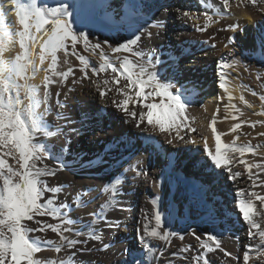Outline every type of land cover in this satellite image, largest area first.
<instances>
[{
    "label": "snow or ice",
    "instance_id": "obj_1",
    "mask_svg": "<svg viewBox=\"0 0 264 264\" xmlns=\"http://www.w3.org/2000/svg\"><path fill=\"white\" fill-rule=\"evenodd\" d=\"M126 2V7L123 0L119 7L111 2L98 4L96 0H4L0 3V264H79L77 253L91 251L85 247L88 241L102 240L103 229L97 227L101 222L106 227H121V221L110 220L107 214L116 210L128 211L123 201L118 199V196L124 195L123 184L129 180L135 183L138 177H147V172L140 167V159H136L134 165L129 160L128 167L103 186L101 195H109L100 210L90 213L92 219L82 228L75 227L82 221L81 218H72L71 212L87 207L92 202L88 199L89 194L96 189L89 187L78 191L69 204L67 198L60 199L65 186L50 184V178L57 177L65 169L75 173L73 165L94 167L107 161L101 154H97L95 159L82 163L83 154L69 151L71 140L68 133L64 132V126L54 125L47 119L53 113L52 86L62 87L70 78H73V85L81 84L91 79L89 72L96 77L105 74L104 79L93 81V84L101 98H108L109 93L114 92L111 104L122 114L120 118L125 123H131L144 132H148L150 126L152 133L165 136L168 144L177 139L184 141L185 136L181 134L184 129H188L189 133L196 131L188 123L189 118L185 114L193 103L190 93L195 85L191 82L180 83L175 60L160 67L164 62L157 52L141 47L142 37L148 41L154 36L161 38L166 24L160 20L149 24L145 19L148 6L142 0ZM5 3L10 7L5 8ZM234 4L236 7L250 4L264 13V0H197V5L202 9L199 14L181 7L173 11L170 6H162L161 10L165 15L171 13L182 23L190 24L195 31L204 33L219 19L233 16ZM98 9L103 14L102 23L107 21L109 26H115L118 32H126L128 36L114 42L90 39V32L84 31V26L77 21L81 12H94ZM9 13H14V22L8 19ZM201 17L204 21L202 25L197 22ZM152 28L157 31L153 33ZM219 31L242 32L243 29L239 23H232ZM214 38L212 36L210 40ZM235 44V36H228L225 47ZM78 45L82 46L84 52L98 55L99 62L94 63L89 56L82 54ZM211 47L216 48V44L212 43ZM16 48L19 50L14 51ZM105 48L111 55L106 53ZM260 48L264 54V31L260 36ZM69 57L79 62L78 69L72 65ZM239 63L235 59L228 62L225 57L217 61L218 87L228 93L229 106L239 114L233 115V120L244 116L240 108L231 104L233 97L228 87V70ZM64 65H67L66 70H62ZM77 70L82 73L79 78H75ZM41 71L45 75L40 83H35ZM68 92L64 93L63 100L60 99L59 89L55 93V119L74 123L70 116L59 111L68 106ZM252 95L256 96L257 93L252 91ZM259 99L264 108V94ZM240 100L247 107H253L243 95ZM256 114L264 116V110ZM87 118L88 114L82 113L79 121L82 127ZM246 123L252 129L257 124L264 125V121H240L234 123L229 131L237 133L242 124ZM141 125L145 127L141 129ZM211 130L215 137V150L208 148L206 138L204 149L212 169L227 173V179L233 182L234 187L242 182L243 177L251 182L245 188H236L234 200L238 218L247 227L248 243L242 253V264H250V261L253 264H264V194L254 190L264 188V152L261 151L264 144L253 145L250 140L237 143L240 140L239 134L235 135L231 143H225L222 136L226 133L217 130L215 119L211 122ZM69 131L77 136L81 134V128ZM61 134L66 142L57 147L50 141ZM257 135L264 137V132ZM186 143L194 145L197 141L189 137ZM124 147L127 148V143H124ZM246 154L261 159L249 162L244 159ZM66 155L72 156L71 164L66 160ZM117 164L123 167L120 160ZM240 165L244 171L238 170ZM129 170L133 172L131 177L127 175ZM152 184L158 187L155 180ZM151 204L156 210L151 216L144 214L142 230L138 227L137 233L142 247L149 255L155 256L156 252L150 242H164L167 247L173 238L183 241L185 235L170 230L171 215H162L159 197L152 199ZM207 214L213 218L214 209H207ZM166 219L169 222L168 230L165 229ZM49 231L58 239H47L45 234ZM189 234L199 243L191 264H212L209 254L217 250L226 257L231 256L233 260L239 259L222 248L221 234L203 232L197 235L195 230ZM82 235L85 236L83 240L73 238ZM107 247L104 245L105 249ZM191 247H182L172 255L187 253ZM73 249L76 251H71ZM45 250H52L56 254L65 253V256L42 258L39 254ZM253 252L255 259L250 255ZM159 255L163 257V250ZM136 264H143V261H136ZM167 264L173 262L169 260Z\"/></svg>",
    "mask_w": 264,
    "mask_h": 264
},
{
    "label": "bare ground",
    "instance_id": "obj_2",
    "mask_svg": "<svg viewBox=\"0 0 264 264\" xmlns=\"http://www.w3.org/2000/svg\"><path fill=\"white\" fill-rule=\"evenodd\" d=\"M2 2L4 0H0V3ZM68 2H72V0H68ZM96 2L106 4L109 1L96 0ZM121 2L122 0L115 2L116 6L119 7ZM123 2L126 7V0ZM142 2L148 6L145 10V19L148 20L149 24L160 20L166 24V28L159 39L154 36L151 41H148L142 37L141 47L145 50L151 48L157 52L161 61L164 62L160 67L171 64L172 60H175L177 78L180 83L191 82L195 85L190 93V99L193 103L185 114L189 118L188 123L196 131L189 133L188 129H184L181 133L185 136L184 141L177 139L172 144H168L166 137L152 133L150 126L149 131L144 132L136 129L131 123H125L120 118L122 114L117 112L111 104V97L114 92L109 93L108 98L100 97L93 81L99 82L105 78V74L96 77L90 72V80H84L81 84L73 85V90L68 97L71 101L72 114L70 118L75 122L68 123L67 127L64 128V132L68 133V138L71 140L70 145H68L69 151L83 154L82 163L95 159L97 154H101L107 161V163L98 164L94 167L81 168L78 165H73L76 168L75 173L65 169L58 173L57 177L50 178V184L59 183L65 186L64 191L60 194V199L67 198L69 204L72 203V198L78 191L86 190L89 187L96 189L89 194L88 199L92 202L87 207L74 209L71 212L72 218H81L82 221L75 227L82 228L92 219L89 214L100 210L101 204L106 202L107 195H109H101L103 186L123 168H127L129 160L134 165L136 159H140V167L147 172L146 178L138 177L135 183L129 180L122 186L124 195L118 196V199L123 201V206L127 207L128 211L116 210L107 214L110 220L121 221V227L119 229L106 227L101 222L97 227L103 229L102 240L88 241L85 247L91 251L77 253L76 259L79 264H126V262L127 264H136V261H143V264H167L169 260L173 264H191L192 257L197 254L199 248L198 241L189 234L191 230H195L197 235H202L203 232L221 234L222 248L239 257L238 260H233L231 256L226 257L223 252L217 250L216 253L209 254L212 264H242V253L248 243L247 227L238 218L234 200L236 188H245L251 182L243 177L242 182L237 183L234 187L233 182L227 179V173L223 170L212 169L206 153L197 149L196 144H189L186 141L189 137L198 141L197 135L212 132V118H216L217 115H212L210 108L213 100L217 97V92H220V97H225L229 103L228 93L215 86V83L219 81L216 57H222V47L224 48L227 44L228 36L231 35L236 38L234 46L228 45L226 47L230 53L234 54L233 59L240 63L253 60L262 64L264 70V54L260 48V36L264 31V13L250 4L240 5V7H236L234 4L233 12L235 14L233 16L219 19V22L209 28L207 32L200 33L195 31L190 24L182 23L171 13L165 15L161 10L162 6H170L173 11L176 7H181L184 10L199 14L202 9L197 5V0H142ZM8 7L10 5L5 3V8ZM102 15L99 9L94 12H81L77 23L84 26V31L90 32V39L93 41L108 39L109 42H114L128 36L126 32H118L115 26H109L107 21L102 23ZM8 19L14 22V13H9ZM197 22L202 25L203 17ZM232 23H239L243 31H219V29ZM151 31L155 33L157 29L152 28ZM212 36L215 38L210 40ZM204 41H208V43L205 44ZM212 43L216 44V48L211 47ZM81 49H83L82 46L78 45V50ZM18 50V48L14 49V51ZM105 51L109 53L107 48ZM87 54L92 58L90 53ZM60 56L63 60L62 53ZM93 57L98 63L97 58L99 56ZM187 57H192L196 64L187 61ZM69 59L73 66L78 64V61L73 57H69ZM238 65L228 70L230 74L228 87L233 97L231 104H235L244 112V116L239 117L236 123L240 121H264V116L256 114L264 110L262 102L259 96L252 95L251 88L245 84L241 77L242 69ZM66 68L67 65H64L62 70H66ZM76 68L78 67L76 66ZM44 75L45 73L41 71L36 77L35 83H40ZM78 75L79 72H76L75 78H78ZM58 86H52L53 96L59 89ZM241 95L253 105L252 108L247 107L240 100ZM77 100L88 103V118L83 127L79 123L81 115L78 111L79 107L76 105ZM157 102L159 101L157 100ZM89 103L91 104L89 105ZM227 105L229 106V104ZM91 106L94 109L90 108ZM229 109L234 115H239L230 106ZM49 121L51 122V120ZM144 127L145 125H141V129ZM248 127L247 123L242 124L241 129L231 135L232 140L235 135L239 134L240 140L237 143H245L250 140L253 144L255 136L244 135L249 130ZM72 128H81V134L77 136L71 133L69 130ZM257 129L264 132V125L257 124L254 130L257 131ZM229 141L227 143H230ZM50 142H55V145L60 147L66 141L64 135L61 134ZM124 143H127V148L124 147ZM106 150L107 155H105ZM261 151L264 152V148ZM72 159L71 155H66V160L70 164ZM244 159L252 162L250 154H246ZM118 160L121 161L123 167L117 164ZM238 170L244 171L243 166L240 165ZM127 175L131 177L133 172L129 170ZM153 180L156 181L158 187L153 186ZM254 190L264 194V188ZM156 197H159V210L162 215L165 217L171 215L170 230L184 234L185 239L180 241L178 238H173L167 247H165L164 242H150L156 252V255L152 256L142 247L138 239L137 228L142 230L145 213L151 216L156 210L151 204V200ZM257 207H260L258 202ZM209 208L214 209L213 218L207 214ZM165 229H169L167 219ZM45 236L47 239H58L50 231ZM73 238L83 240L85 236ZM104 245L108 247L105 249ZM188 245L192 246L189 252L177 256L172 255V253H178L180 248ZM161 250H163V257L159 255ZM71 251L75 252L76 250ZM39 255L42 258H56L58 255L65 256V253L56 254L52 250H45ZM250 255L255 259L254 252ZM250 264L253 262L250 261Z\"/></svg>",
    "mask_w": 264,
    "mask_h": 264
},
{
    "label": "rangeland",
    "instance_id": "obj_3",
    "mask_svg": "<svg viewBox=\"0 0 264 264\" xmlns=\"http://www.w3.org/2000/svg\"><path fill=\"white\" fill-rule=\"evenodd\" d=\"M109 2H111L112 4L116 5L115 2L119 1V0H107ZM121 1V0H120ZM118 7V6H117ZM119 14V13H117ZM226 49V50H225ZM222 57H225L228 62H231L233 60V56L234 54L231 53V55H229V51L227 50L226 47H222ZM225 50V51H224ZM108 51V49H107ZM80 52L86 56H88V54L86 52L83 51V49L80 50ZM227 52V53H226ZM109 55H111V53L109 52L108 53ZM226 54V55H225ZM74 58V57H73ZM75 59V58H74ZM92 59L91 61L94 60V57L92 56ZM98 61H99V58H97ZM220 58L216 57V61H218ZM187 61L191 62L192 64H196V61H194L192 59V57H187ZM94 63H97L96 60L93 61ZM256 65V66H255ZM78 68H79V62L78 64L76 65ZM238 67H240L242 69V72H241V69H240V72L242 73L241 74V77L242 79L244 80L245 84L251 88V91H255L257 93V96H260L261 94H264V70H263V66L262 64L258 63V62H255L253 60H250L249 62H241L239 63ZM77 68V69H78ZM236 71V70H234ZM76 72H79L78 70ZM80 75H82V73L79 72V75H78V78L80 77ZM89 76H90V72H89ZM259 76V79H257V77ZM72 79L73 78H70L69 81L67 82L66 85L60 87V85L58 86L60 92H61V96H60V99L63 100L64 98V94L65 92H68L69 89L72 88L73 90V84H72ZM72 84V85H71ZM218 84H219V81H217L215 83V86L217 88L218 87ZM72 86V87H71ZM58 90V89H57ZM56 90V91H57ZM67 90V91H66ZM70 92H68V95H69ZM217 97L213 100L212 102V106H211V114L212 115H217L216 118L213 117V119L216 120V128L218 131H220L221 133H226V135L222 136V140L227 143L229 140V142L231 143L232 141V134L229 130L231 128V126L237 122V120H233L232 119V116L234 115L230 109H229V106L227 104L228 101L226 100L225 97H220V92H217ZM222 98V99H221ZM55 94L53 96V100H52V105H53V113L50 114L47 119L48 120H51V122L54 124V125H64V128L67 127L68 123H66L65 120L61 119V120H56L55 119V112L57 111L56 109V105H55ZM70 99L68 98L67 100V107L64 108V109H60L59 111H62L64 112L65 114H67L68 116L71 117V101H69ZM83 104V105H82ZM91 103H89L90 105ZM77 107L78 108V111H79V114L82 115V113H87L88 112V103L84 102V101H81V100H77V103H76ZM227 106V107H226ZM90 108L94 109L93 106H91ZM219 112V113H218ZM231 112V113H230ZM219 116V117H218ZM55 119V120H54ZM65 122V123H64ZM248 131L245 132L244 135L247 134V136H255V140H254V143L253 145H256V144H263V137L261 136H258L257 134L259 132H263L261 129H257V131H255L254 129H252L251 127H248ZM253 130V131H252ZM259 130V131H258ZM250 131V132H249ZM202 132V131H201ZM249 132V133H248ZM255 132V133H254ZM258 132V133H256ZM199 133V132H198ZM230 133V135H229ZM251 134V135H250ZM259 138H257V137ZM229 137H231L229 139ZM205 138L207 139V144H208V148L212 151L215 150V137H214V134L212 132H207V133H202L201 135H197L196 136V139L198 140L197 143H196V147L197 149L205 152V149H204V142H205ZM212 138H214V140H211ZM257 141V142H256ZM214 142V143H213ZM213 143V144H212ZM55 144V142L53 143ZM214 145V147H213ZM211 146V147H210ZM257 158L259 157H253L252 156V161L253 160H256ZM261 158H259L258 160H260ZM257 160V161H258Z\"/></svg>",
    "mask_w": 264,
    "mask_h": 264
}]
</instances>
